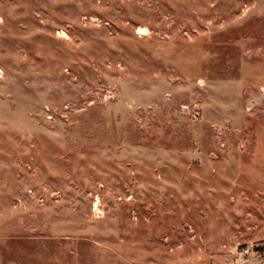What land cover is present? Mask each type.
I'll return each mask as SVG.
<instances>
[{"label": "rangeland", "instance_id": "374dc122", "mask_svg": "<svg viewBox=\"0 0 264 264\" xmlns=\"http://www.w3.org/2000/svg\"><path fill=\"white\" fill-rule=\"evenodd\" d=\"M0 264H264V0H0Z\"/></svg>", "mask_w": 264, "mask_h": 264}]
</instances>
